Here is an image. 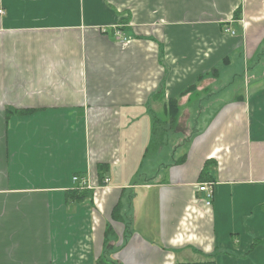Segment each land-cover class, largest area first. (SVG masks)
Returning a JSON list of instances; mask_svg holds the SVG:
<instances>
[{
    "label": "crops",
    "instance_id": "0c3cea01",
    "mask_svg": "<svg viewBox=\"0 0 264 264\" xmlns=\"http://www.w3.org/2000/svg\"><path fill=\"white\" fill-rule=\"evenodd\" d=\"M0 11V264H264V0H0ZM236 52L257 66L214 103L208 84ZM170 99L176 150L131 182L150 114ZM76 189L91 195L67 203Z\"/></svg>",
    "mask_w": 264,
    "mask_h": 264
},
{
    "label": "rangeland",
    "instance_id": "374dc122",
    "mask_svg": "<svg viewBox=\"0 0 264 264\" xmlns=\"http://www.w3.org/2000/svg\"><path fill=\"white\" fill-rule=\"evenodd\" d=\"M237 34H241L239 28H236ZM229 58V65H224V64H219L216 66V68L219 70L220 78L213 84H208L210 90H215L218 89V97L214 100L215 101H220V100H231L236 96L244 86V80H247L244 78V75L248 73L249 69L253 70L256 66L257 63L255 62H249V65H244L242 62L241 58H238L237 52L234 53L233 55L228 54ZM262 69H264V65L262 66ZM248 70V71H247ZM231 75H235V82L230 79ZM200 97L197 99V101L203 102V112L201 113H196L193 114V119L197 118L198 119V126L192 124L194 128L202 129L207 123L205 122L206 114L205 110L207 109L205 102L209 98H205L201 93ZM191 109V108H190ZM158 116H162L159 112L157 113ZM209 116V115H208ZM192 118V117H191ZM150 126H148V129ZM147 129V133L149 134ZM193 134L196 133V131H192ZM183 139V137L181 138ZM178 140H180L179 137L171 130L169 129L167 131V145L164 146L161 152L156 153L153 157H140L139 160L137 161V167H136V176H132L131 182H137L139 183L140 181L145 182L146 178L152 177L155 172L161 168L160 164L165 163L166 160H170L171 154L176 150V146L178 144ZM136 149V148H134ZM127 152V151H126ZM135 153H132L133 158H135ZM175 158H177L175 156ZM175 162V161H173ZM143 178V180H142ZM157 179H162V176H158ZM157 180V181H158ZM125 209L126 206H125ZM133 209H128V212L131 214ZM133 218H136V213L132 215ZM138 221L137 219H134V223ZM133 223V224H134ZM133 227H136L137 229L141 230L142 234L148 238V233L143 232L145 226H141L140 223L137 225H133ZM128 233V230H127ZM108 252V250H107ZM199 259L198 256L194 257L192 261L196 262V260Z\"/></svg>",
    "mask_w": 264,
    "mask_h": 264
},
{
    "label": "trees",
    "instance_id": "16d2710c",
    "mask_svg": "<svg viewBox=\"0 0 264 264\" xmlns=\"http://www.w3.org/2000/svg\"><path fill=\"white\" fill-rule=\"evenodd\" d=\"M240 11L241 9H237L235 13L233 14V19H237L240 16ZM193 87L188 88L189 90L192 89ZM185 91L182 93V95L186 94L189 92V90ZM194 89V88H193ZM160 95V94H159ZM156 96V98H160ZM30 114V111H17V112H12L13 115H22V114ZM9 114L11 115V112L9 111ZM162 116H158L156 114H150V138L149 141L144 149L143 152V157H152L154 156L157 151L161 149V147H164L167 145V131L171 129L173 132H175L178 119L180 117V110H179V105L177 99H170L167 103L164 104L163 109H162ZM210 162V161H209ZM209 162L207 161L204 164L203 169L200 172L199 175V181L201 182H206L210 181V178L207 175L206 172V167L209 165ZM107 170V166L105 164H99L97 167V173L100 178L102 177L103 173ZM91 193L86 190H73L69 191L65 194L66 202L67 203H82L83 201L87 200ZM120 208L118 205L113 209L112 211V218L115 219H120L122 220V215L119 213ZM258 243V242H257ZM256 244L254 243L250 250L254 248ZM178 264H215V261L209 258L208 260L204 262H199V263H178Z\"/></svg>",
    "mask_w": 264,
    "mask_h": 264
},
{
    "label": "built area",
    "instance_id": "2783aa9c",
    "mask_svg": "<svg viewBox=\"0 0 264 264\" xmlns=\"http://www.w3.org/2000/svg\"><path fill=\"white\" fill-rule=\"evenodd\" d=\"M2 14V11H0V15ZM226 32H228V30H225ZM233 34V33H232ZM116 37L119 40H125L126 38L123 36L122 33L120 32H116ZM74 182H78L79 179L78 177H74L73 178ZM81 189H83V187H87V183L86 182H81ZM198 191L199 192H203L206 194V205H210L211 204V199H212V195H213V187L211 183H206V184H202L198 186Z\"/></svg>",
    "mask_w": 264,
    "mask_h": 264
}]
</instances>
